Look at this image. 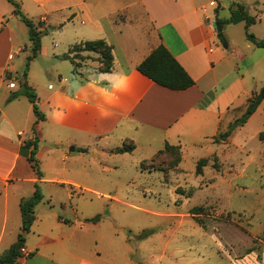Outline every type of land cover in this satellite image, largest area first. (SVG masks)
<instances>
[{
    "label": "crops",
    "instance_id": "obj_1",
    "mask_svg": "<svg viewBox=\"0 0 264 264\" xmlns=\"http://www.w3.org/2000/svg\"><path fill=\"white\" fill-rule=\"evenodd\" d=\"M14 1L26 17L42 22L44 32L41 50L29 61L25 76L32 55L28 28L14 13V4L0 0V251L8 224L10 245L21 231L20 202L25 188L19 183L76 187L75 173L84 169L75 163L84 155L102 163L115 157L136 158L139 163L156 156L166 144L180 148L182 167L187 160L197 166L200 159L217 156L235 136L238 127L228 140L216 139L244 113L248 99L264 83L263 57L240 66L246 58L238 46L231 47L228 28L233 23L224 28L227 47L217 35L216 19H230L238 3H230L229 14H225L226 0ZM49 36L52 50L45 44ZM56 38L61 46L59 56L54 51L59 45ZM94 40L112 46V70L76 71L67 58L70 50ZM250 43L247 50L255 46ZM160 44L193 78L192 87L172 90L138 71L141 61ZM81 53L96 58L100 66L99 53ZM40 56L55 59L58 65L69 60L73 80L58 73L55 84L33 82L30 63ZM243 67L246 70L241 72ZM22 81L36 91L44 120L37 121L26 96L8 100L21 89ZM11 82L14 87L9 86ZM263 109L264 102L246 124ZM260 130L264 128L257 132ZM34 139L38 141L40 179L21 151L26 141ZM127 143L134 144L133 152H113ZM116 162L102 169L118 168ZM36 208L35 220L25 235L27 256H20L16 264H95L80 255L70 261L57 258L53 253L66 239L58 235L69 226L61 219L38 220ZM80 225L83 229L84 224Z\"/></svg>",
    "mask_w": 264,
    "mask_h": 264
},
{
    "label": "rangeland",
    "instance_id": "obj_2",
    "mask_svg": "<svg viewBox=\"0 0 264 264\" xmlns=\"http://www.w3.org/2000/svg\"><path fill=\"white\" fill-rule=\"evenodd\" d=\"M230 3L243 5L246 14L256 18L249 32L264 39V0H226L225 14ZM228 31L231 47L238 46L245 54L240 66L264 58V49H246L250 42L244 21L234 22ZM51 43L49 36L45 44L50 49ZM60 48L59 44L54 50L57 56ZM72 51L76 71L100 67L96 58L79 52V45ZM54 62L43 56L32 61L33 82L55 84L58 73L73 80L69 60ZM263 86L259 83L257 90ZM242 126L236 127L232 139L229 136L218 157L206 158L201 175L196 163L187 160L182 167L179 150L167 149L139 163L121 157L102 163L84 155L75 163L84 169L75 173L76 187L19 185L25 188L24 198L34 194L36 185L43 195L36 208L38 220L61 219L69 226L58 235L66 239L53 253L57 258L70 261L80 255L95 264H264V135L260 137L264 130L257 132L264 128V109ZM113 160L118 168L102 169L113 166ZM197 206L202 210L193 214ZM96 216L98 221L90 220ZM10 231L8 224L0 254L13 244Z\"/></svg>",
    "mask_w": 264,
    "mask_h": 264
},
{
    "label": "trees",
    "instance_id": "obj_3",
    "mask_svg": "<svg viewBox=\"0 0 264 264\" xmlns=\"http://www.w3.org/2000/svg\"><path fill=\"white\" fill-rule=\"evenodd\" d=\"M14 4V13L20 17L23 23L28 28V34L30 41L32 43V55L28 58V63L25 69V76L27 74V68L29 61L38 56L41 50V37L44 30L41 29L42 22L35 23L28 17H26L19 9L18 4L14 0H8ZM238 12V13H237ZM236 14L238 17H236ZM244 20L246 23V35L248 41L253 43L256 47L264 49V39H259L254 34L249 32V27L256 22L255 17H251L246 14L244 6L238 4L237 11L234 10L232 17L230 19H216V30L217 35L224 47L228 46L227 40L224 36V28L228 23H234ZM76 46V45H75ZM75 46L70 50V54L73 53ZM96 52L99 53L100 58V67L99 70L103 72H109L113 67V54L112 46L109 45L104 40H94V41H85L79 45V52ZM71 60L72 64L75 67L74 60L70 55L67 56ZM138 71L146 75L155 83L172 89V90H186L192 87L195 84L193 78L187 73V71L182 67V65L176 60V58L171 54V52L163 45L160 44L151 53L137 66ZM21 89L9 97V101L17 98L20 95L26 96L33 106V112L37 117V121L44 120V114L40 111L37 103V95L32 87H30L25 81L21 82ZM264 102V86L258 91H254L251 97L248 99L246 110L243 116L237 119L230 128L221 133L216 139L218 140H227L231 135L232 130L238 126L244 125L247 120L251 117L252 114L258 109L260 104ZM264 133H261L260 137L263 139ZM135 149L134 144L129 143L128 146L124 145L121 148L116 149V153H131ZM167 149H177L180 148L177 146H171L166 144L165 148L161 150L158 154L163 153ZM38 150V141L37 139L29 140L24 143L22 146V154L27 157L32 169L35 171L36 175L41 178L42 172L39 168L38 161L36 159V154ZM80 151H85V149H80ZM156 157V156H154ZM152 157V158H154ZM181 157V156H180ZM151 158V159H152ZM208 159L203 158L197 162L196 173L201 175L203 173V167L206 166ZM217 166V165H216ZM216 168V167H215ZM43 200V195L41 194L38 186L36 185V190L34 194L29 198H23L20 202V210L22 216L21 231L18 235L17 241L13 243L8 250L0 254V264H16L18 258L21 256V248L25 244V235L30 231L31 226L35 220V208ZM202 210V207H194L191 212L193 214H199L198 211ZM100 219L99 216L90 219L93 222H96ZM264 236V230H263Z\"/></svg>",
    "mask_w": 264,
    "mask_h": 264
},
{
    "label": "built area",
    "instance_id": "obj_4",
    "mask_svg": "<svg viewBox=\"0 0 264 264\" xmlns=\"http://www.w3.org/2000/svg\"><path fill=\"white\" fill-rule=\"evenodd\" d=\"M9 86H10V87H14V83L11 82V83L9 84ZM20 251H21V256H27V255H26V250H25L24 247H22Z\"/></svg>",
    "mask_w": 264,
    "mask_h": 264
},
{
    "label": "water",
    "instance_id": "obj_5",
    "mask_svg": "<svg viewBox=\"0 0 264 264\" xmlns=\"http://www.w3.org/2000/svg\"><path fill=\"white\" fill-rule=\"evenodd\" d=\"M71 150H73V151H74V148L72 147V148H71Z\"/></svg>",
    "mask_w": 264,
    "mask_h": 264
}]
</instances>
